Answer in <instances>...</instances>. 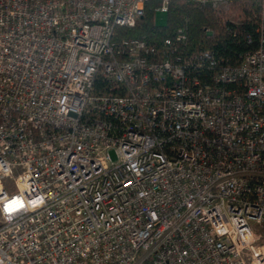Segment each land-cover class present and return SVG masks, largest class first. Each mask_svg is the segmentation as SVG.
Segmentation results:
<instances>
[{
	"label": "built area",
	"instance_id": "1",
	"mask_svg": "<svg viewBox=\"0 0 264 264\" xmlns=\"http://www.w3.org/2000/svg\"><path fill=\"white\" fill-rule=\"evenodd\" d=\"M146 2L0 0V264H264V11L223 65Z\"/></svg>",
	"mask_w": 264,
	"mask_h": 264
},
{
	"label": "trees",
	"instance_id": "2",
	"mask_svg": "<svg viewBox=\"0 0 264 264\" xmlns=\"http://www.w3.org/2000/svg\"><path fill=\"white\" fill-rule=\"evenodd\" d=\"M168 2L164 26L154 22L161 0H147L144 16L131 29H116V40L136 38L158 44L185 27L188 50L210 51L223 65L238 64L243 56L255 51L264 0L226 1L216 8L196 0Z\"/></svg>",
	"mask_w": 264,
	"mask_h": 264
},
{
	"label": "rangeland",
	"instance_id": "3",
	"mask_svg": "<svg viewBox=\"0 0 264 264\" xmlns=\"http://www.w3.org/2000/svg\"><path fill=\"white\" fill-rule=\"evenodd\" d=\"M155 24L158 25V26H164L165 23H166V15L165 14H161V13H156L155 14V20H154ZM6 190L7 191H10V192H13V186H6Z\"/></svg>",
	"mask_w": 264,
	"mask_h": 264
}]
</instances>
